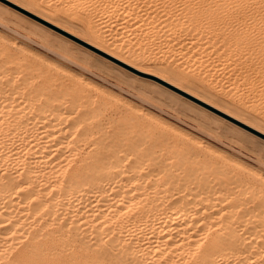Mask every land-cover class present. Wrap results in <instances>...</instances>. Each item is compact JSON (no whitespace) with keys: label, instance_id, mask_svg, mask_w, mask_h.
I'll return each instance as SVG.
<instances>
[{"label":"bare ground","instance_id":"1","mask_svg":"<svg viewBox=\"0 0 264 264\" xmlns=\"http://www.w3.org/2000/svg\"><path fill=\"white\" fill-rule=\"evenodd\" d=\"M76 2L83 7L96 0ZM123 3L132 6L93 8L112 23L120 17L118 24L131 33L158 35L159 41L151 38L169 50L177 47L199 67L208 64L229 75L245 62L230 39L225 43L226 37L190 13L172 16L157 0ZM6 50L0 47V264L21 258L25 244H68L77 237L93 248L103 240L108 259L132 264H220L222 258L227 264L234 253L217 252L212 244L229 240L238 252L255 251L259 259L264 207L258 183L248 201L241 180L249 167L176 127L115 108L91 93L89 82L66 83ZM6 64L23 68L27 78L20 82L10 72L9 83ZM101 121L124 122L148 135L121 138ZM153 143L161 146L159 154Z\"/></svg>","mask_w":264,"mask_h":264},{"label":"rangeland","instance_id":"2","mask_svg":"<svg viewBox=\"0 0 264 264\" xmlns=\"http://www.w3.org/2000/svg\"><path fill=\"white\" fill-rule=\"evenodd\" d=\"M27 2L37 3L38 0H27ZM39 2L44 7H41L38 13H29L27 9L20 10L17 0H0V10L6 7L11 8L24 17L21 30L13 33L17 39L12 43H15L17 47L12 48L10 43H5V33L0 31L1 48L28 59L33 65L49 70L66 83L76 81L86 85L90 84L87 88L91 93L97 97L103 96L115 108L124 112L141 114L144 117L148 115L150 117H147L152 121L163 123L160 124L163 127L165 125L170 126L169 128L176 127L174 129L181 130L180 132L186 137L189 135L187 138L194 137L189 139L201 140L200 142L212 150L215 149V152L217 150L218 154H222L221 156L226 155L225 158L228 161L230 159L240 161L239 163L257 171L264 166L259 154L247 151L235 134L229 131V129L239 127L248 109L256 112H260L261 109L259 87L250 90L240 83L239 74L236 72L239 65L235 66V71L230 72L229 75L227 70L212 71V67H208V64L199 67L198 64L186 60L183 53L175 49L177 47L169 50L165 45L159 44V40L156 39V37L159 38L158 35L142 37L140 31H135V34L127 29L124 30L120 22L108 24L107 18H103L104 16L100 15L91 5L81 7L82 5H78L76 0H39ZM49 3L52 4L51 9L47 7ZM57 3L63 4L64 7L57 8ZM70 4L77 5V8L68 7ZM70 12H75L78 18L82 12L88 24L96 30L93 33L95 38L107 47V51L104 48L97 49V56L102 52L105 62L110 63L112 68L118 67L116 61H120L121 66L128 63L129 70L121 68L122 71H126V77H120L117 73L114 78L111 70L93 75L80 69L78 74L73 76H66L63 70H58L64 69L68 62H59L56 53L60 49L56 45L66 48L76 43L77 47H83L77 43L80 37H76L74 41V33L67 32V23L61 26L66 14ZM101 22L109 29L112 43L100 30ZM117 35L121 37L118 42L116 41ZM151 37H155L154 39L158 41ZM109 56L111 61L107 59ZM146 67L147 71H145ZM133 68L135 71L131 70ZM223 72H226V75ZM256 73L258 85V65ZM226 76L229 78L226 79ZM233 76H236L234 77L236 80ZM78 77L81 78L76 80ZM194 82L198 84V87H193ZM85 84L83 85L86 86ZM106 92L110 98L107 97ZM150 93L158 95L159 99H155ZM219 98L230 102L217 104ZM255 123L258 126L260 121L257 120ZM255 131L253 130V135Z\"/></svg>","mask_w":264,"mask_h":264},{"label":"snow or ice","instance_id":"3","mask_svg":"<svg viewBox=\"0 0 264 264\" xmlns=\"http://www.w3.org/2000/svg\"><path fill=\"white\" fill-rule=\"evenodd\" d=\"M17 2L21 11L27 9L29 13H38L40 8L44 7L39 0L37 3H29L27 0H17ZM92 6L109 9L114 6L127 8L132 5H125L123 0L118 4L110 3L109 0H96ZM135 6L139 7V5ZM156 6L170 10L172 16H175L177 11L190 13L195 21L203 23L209 28L216 29L221 36L226 37L225 43L230 39L236 52L247 61V63H240L236 72L239 74L240 83L245 88L255 90L257 86L259 87L261 109L260 112L248 109L246 117L243 118L239 127L229 129V131L235 134L247 151L253 154L258 153L262 165H264V0H157ZM47 7L51 9L52 4L49 3ZM56 7L62 8L64 5L57 3ZM68 7L76 9L77 5L70 4ZM83 7H88V4H84ZM148 7L151 9L152 5L149 4ZM116 20L119 22L120 17H116ZM23 21L24 17L11 8L6 7L0 10V31L5 33V43H10L12 48L17 47L15 43H12L17 39V36L13 35V33L21 30ZM65 23L68 25L67 32L74 33V41H76V37H80L77 43L83 47H77L76 43L66 48L56 45L60 49L56 53L59 57V62H68L64 69L58 70H63L65 75L78 74L80 69H84L93 75L103 74L111 70L114 78L117 73L120 77H126V71H122L121 68L129 70L128 63L121 66L120 61H116L118 67L112 68L110 63L105 62L102 52L99 56L96 55L97 49L104 48L107 51V47L95 38L93 33L96 30L88 24L87 18L83 16L82 12L79 14V18L75 12L67 13L61 26L63 27ZM107 23L111 24L112 20L109 19ZM100 30L109 39V42L112 43L111 33L103 22L100 24ZM120 39L121 37L117 35L116 41L118 42ZM93 45L95 47H92ZM107 59L111 61L110 56ZM129 63H131V60H129ZM257 65L259 66L258 85L256 81ZM131 70L135 71L134 68ZM147 70L146 67L145 71ZM3 71L9 83L12 82V76L7 75L10 72L20 82H23V79L27 78L25 70L15 65L6 64ZM193 87H198V84L194 82ZM150 95H153L155 99H159V96L156 94L150 93ZM228 102L230 101L224 98L217 100V104ZM257 120L260 121L258 126L255 123ZM101 126L109 128L115 135L121 138H141L148 135L138 128L126 125L124 122H120L114 126L107 121H101ZM253 130H256L254 135ZM142 146L149 147L147 143H142ZM151 147L157 154L160 153L161 146L158 143H153ZM166 162L171 163L173 161L171 158H166ZM244 171L247 175L242 178L241 182L247 185L248 201L251 202L254 198L251 191L253 184L258 183L261 192L260 204L264 207V166H261L258 171L251 168H245ZM228 202L226 200V203ZM261 239L264 240V234H262ZM94 243L95 248L88 245L82 238L77 237L74 243L69 241L68 244H65L64 239L50 240L46 244L37 243L31 247L29 244H25L20 249V253H23V256L19 259L14 258L10 264H132L130 260L108 259L107 257L111 253L103 246L104 241L101 240L98 243ZM251 246V243H249V248ZM212 247L217 252L223 248L234 253L235 259L228 258L227 264H264V243L260 246L258 260L254 259L257 255L255 251L249 252L248 249H243L238 252L234 240L217 241L212 244ZM37 255L51 258H35ZM198 264H213V261L203 260L199 261ZM220 264H224L223 258Z\"/></svg>","mask_w":264,"mask_h":264}]
</instances>
